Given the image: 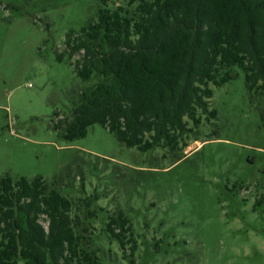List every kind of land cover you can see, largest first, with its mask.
Segmentation results:
<instances>
[{"label":"rangeland","instance_id":"374dc122","mask_svg":"<svg viewBox=\"0 0 264 264\" xmlns=\"http://www.w3.org/2000/svg\"><path fill=\"white\" fill-rule=\"evenodd\" d=\"M99 4L0 0V177L51 183L72 168L62 186L80 204L72 214L83 216L80 199L95 194L92 207L106 209L83 224L102 264H264V95L248 89L241 68L213 86L217 117L189 123L176 150L128 147L101 124L74 140L54 128L96 81L74 70L84 51L70 61L57 53ZM120 211L133 233L125 249L104 231ZM40 222L48 228L45 215Z\"/></svg>","mask_w":264,"mask_h":264},{"label":"trees","instance_id":"16d2710c","mask_svg":"<svg viewBox=\"0 0 264 264\" xmlns=\"http://www.w3.org/2000/svg\"><path fill=\"white\" fill-rule=\"evenodd\" d=\"M99 2L96 18L70 31L68 49L57 53L70 61L84 51L74 70L84 80L96 78L71 117L54 124L65 139L101 124L128 147L176 150L189 123L217 117L213 86L230 81L234 67L244 71L250 91L264 95V0ZM116 2L123 3L111 7ZM71 170L51 183L0 177V264H102L83 224L106 209L92 207L95 194L80 199L83 216L72 214L80 204L62 193ZM104 231L122 249L133 240L123 211L107 216Z\"/></svg>","mask_w":264,"mask_h":264}]
</instances>
